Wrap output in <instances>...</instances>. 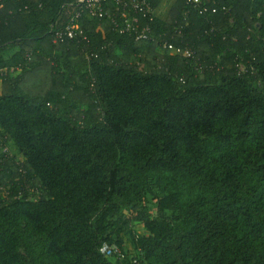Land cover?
Here are the masks:
<instances>
[{"label":"trees","instance_id":"16d2710c","mask_svg":"<svg viewBox=\"0 0 264 264\" xmlns=\"http://www.w3.org/2000/svg\"><path fill=\"white\" fill-rule=\"evenodd\" d=\"M198 1L130 10L140 41L113 4L0 0V264H264V0ZM122 210L133 263L100 253Z\"/></svg>","mask_w":264,"mask_h":264},{"label":"built area","instance_id":"2783aa9c","mask_svg":"<svg viewBox=\"0 0 264 264\" xmlns=\"http://www.w3.org/2000/svg\"><path fill=\"white\" fill-rule=\"evenodd\" d=\"M66 3L70 4L73 1L77 4L82 5L89 17L93 18H111L109 11L106 9L109 5L113 4L117 6V9L122 8L120 13V21L115 23L113 21L116 32L119 34H134L136 40L145 41L148 39L150 34L149 27H141L138 18L130 14L134 13H144L145 15L151 14L147 0H63ZM72 1V2H71ZM194 4L199 3L198 0H193ZM80 18V13H76L75 16L71 19L69 24L65 27L64 30L56 34V40L63 41V39H73L76 35L81 34L82 30L78 23ZM151 20V19H150ZM171 53H179V49H175L172 46H164ZM100 253L106 258H115L116 260H123L124 254L122 250L115 245L103 244L100 248Z\"/></svg>","mask_w":264,"mask_h":264},{"label":"rangeland","instance_id":"374dc122","mask_svg":"<svg viewBox=\"0 0 264 264\" xmlns=\"http://www.w3.org/2000/svg\"><path fill=\"white\" fill-rule=\"evenodd\" d=\"M169 13V12H168ZM5 153L9 158L13 159L17 163L23 161V157L18 155L14 147L9 143L4 148L0 147V154ZM145 211L150 217L157 215V200L153 196H147L145 201ZM121 221L123 223L122 231L120 232V238L123 240V249L126 251L125 262L133 263V257L135 253V242L137 235L140 236L143 233V224L135 220V211L122 210L120 212Z\"/></svg>","mask_w":264,"mask_h":264},{"label":"crops","instance_id":"0c3cea01","mask_svg":"<svg viewBox=\"0 0 264 264\" xmlns=\"http://www.w3.org/2000/svg\"><path fill=\"white\" fill-rule=\"evenodd\" d=\"M175 2L176 0H161L159 6L153 11V15L158 19L164 20Z\"/></svg>","mask_w":264,"mask_h":264}]
</instances>
